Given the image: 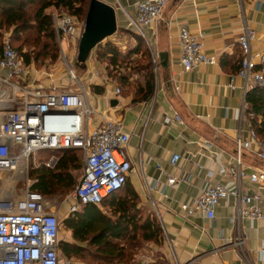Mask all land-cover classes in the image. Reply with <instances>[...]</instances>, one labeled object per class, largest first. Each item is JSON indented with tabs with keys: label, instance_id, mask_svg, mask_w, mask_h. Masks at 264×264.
Segmentation results:
<instances>
[{
	"label": "crops",
	"instance_id": "0c3cea01",
	"mask_svg": "<svg viewBox=\"0 0 264 264\" xmlns=\"http://www.w3.org/2000/svg\"><path fill=\"white\" fill-rule=\"evenodd\" d=\"M102 1L116 11L118 29L109 40L118 43L122 50L127 44L133 47L136 40L127 23L129 17L136 16L135 4L139 0ZM263 21L264 0H243L240 6L236 0H170L163 9L162 20L154 28L143 30L155 58L154 89L148 98L135 90L116 94L118 84L108 77L103 62L95 57V49L83 64L87 98L97 112L91 123H100L103 116L118 119L132 133L126 147L132 173L126 184L138 196V208L154 215L164 236L162 247L150 248L149 252L157 256L140 255L137 264L144 257L149 259L148 264H185L191 260L196 264H264V193L260 202L263 218L243 220L235 226L230 222V217L236 215L231 197L215 208L212 220L201 215L183 219L179 209L180 204L189 203L200 189L207 188L208 182H220L228 189L237 187L224 172V166L233 161L238 131L248 137L247 123L239 117L244 93L243 80L237 76V38L246 23L256 31L251 49H264ZM181 26L200 37L205 54L214 56L215 64L183 70L178 45ZM162 54L167 56L166 67L161 65ZM32 76L37 83L48 86V81L33 71ZM61 85L64 88L69 83ZM92 85L101 91H94ZM226 86L232 88L224 90ZM112 101L116 104L112 105ZM174 113L182 123L173 120ZM204 140L209 143L208 152L201 153L199 141ZM173 154L181 157L174 168L169 165ZM243 163L249 171L263 168L255 146L244 151ZM207 169L213 171L210 179ZM167 173L188 177V182L168 186ZM239 188L247 195L257 192L247 179L241 181ZM237 237L242 240L240 248L224 243Z\"/></svg>",
	"mask_w": 264,
	"mask_h": 264
},
{
	"label": "built area",
	"instance_id": "2783aa9c",
	"mask_svg": "<svg viewBox=\"0 0 264 264\" xmlns=\"http://www.w3.org/2000/svg\"><path fill=\"white\" fill-rule=\"evenodd\" d=\"M170 0H139L137 14L129 17L127 28L139 34L147 44L155 65L149 43L144 35L146 27L154 28L162 20L164 7ZM242 5L243 0H236ZM55 38L61 47L70 82L60 89L57 85L45 87L37 83L32 69L12 46L9 35L1 40L0 50V264H61L58 251L60 221L45 198L31 190L29 172L32 160L46 152L74 149L81 155L82 177L69 194L71 204L68 215L74 214L82 206L90 205L98 209L103 201L119 191L132 173L131 162L126 154L131 132L118 119L103 116L100 123L93 125L96 110L87 98L84 84L74 72V65L66 54L65 43L79 40L83 31L78 19L68 13L54 12L51 15ZM264 30V21L262 23ZM256 39V31L246 23L242 24L237 38L240 59L237 76L243 80L244 97L239 108V117L248 126V137L238 131L235 138L233 161L228 162L225 174L236 186L228 189L220 182H208L207 188L200 189L189 202L180 204L183 219L204 216L212 220L215 208L228 197L234 201L236 215L230 217L235 226L240 221H259L263 218L260 202L264 193V139L257 136L251 119L255 116L246 100V94L254 87L264 88V49L253 51L251 42ZM180 52L179 65L188 71L202 64H215L216 58L204 52L199 36L181 26L178 32ZM76 60V55H74ZM154 73H156L154 71ZM232 88L226 86L224 90ZM115 93L121 92L118 86ZM173 120L182 123L177 113ZM256 147V155L262 169L249 171L243 163L244 151ZM209 143L199 141V151L208 152ZM181 157L173 154L169 160L176 167ZM57 162L51 157L43 162L53 168ZM156 168L160 169L159 164ZM207 178L213 171L207 169ZM166 184L174 186L186 184L188 177L166 174ZM247 179L257 189L247 195L240 191V183ZM22 185L20 189L19 186ZM226 244L240 248L242 240L228 238ZM144 257L138 264H148ZM68 264V262H65ZM175 264H179L175 262ZM185 264H196L191 260Z\"/></svg>",
	"mask_w": 264,
	"mask_h": 264
},
{
	"label": "trees",
	"instance_id": "16d2710c",
	"mask_svg": "<svg viewBox=\"0 0 264 264\" xmlns=\"http://www.w3.org/2000/svg\"><path fill=\"white\" fill-rule=\"evenodd\" d=\"M89 2L0 0V29L12 28V46L25 63H30V53L35 61L40 58L55 59V33L51 15L46 10L63 9L83 20ZM129 32L136 40L133 47L122 50L118 43L107 40L95 48V57L105 62L106 68H110L107 73L110 79L115 80L123 89H134L141 97L148 98L154 89L152 56L144 39L137 33ZM24 46L30 49L29 53H21ZM122 70L138 75L141 79L132 81L131 76ZM92 88L96 92L101 91L98 86L92 85ZM246 100L255 114L251 119L255 132L259 138L264 139V88L254 87L249 90ZM56 157L57 162L53 168L39 164L29 172L33 182L31 190L44 198L69 195L77 184V177L72 172L83 167L81 155L74 149L56 152ZM138 205V196L125 184L103 201L101 209L82 206L62 222L63 228L70 233L71 242L59 241L60 255L66 261L84 259L87 254H92L95 264H135L138 253L149 245L162 247L164 236L160 224L154 215L145 214Z\"/></svg>",
	"mask_w": 264,
	"mask_h": 264
},
{
	"label": "rangeland",
	"instance_id": "374dc122",
	"mask_svg": "<svg viewBox=\"0 0 264 264\" xmlns=\"http://www.w3.org/2000/svg\"><path fill=\"white\" fill-rule=\"evenodd\" d=\"M57 12V13H66L65 10L63 9H48L46 10V13H48L49 15H52V13ZM78 21L80 23V25H82L84 23V19H79ZM11 31L12 28H5L2 27L0 29V39L2 40V37L4 35H11ZM120 32H117V35H119ZM56 40V45H57V56L55 59H50V58H40L38 61L33 60L32 58V54L31 58H30V63H28L32 69V71L34 72V74H36L37 77H39L41 80L46 79L47 82V87H52L55 84H59V88L62 87L61 83H69L71 80L69 78V74H68V70L66 67V64L63 60V58L61 57V47L59 45V42L57 40V38H55ZM73 41H69V43H71ZM16 43V42H15ZM14 43V44H15ZM130 43V42H129ZM73 45H68V42L65 43L64 49L66 50V54L69 57V59L71 60L72 64L74 65V72L77 75V77L80 79V81L82 83L85 82L84 79V72H83V64L85 62H80L74 59V53H76L75 55H77V45H78V40L75 43H72ZM16 45H18L16 43ZM131 44H127L125 45V48L123 49H128L130 48ZM29 53L30 49L27 46H24L22 48L21 53ZM104 67H105V72L108 73V70L110 68H106V63L103 62ZM35 70V71H34ZM110 71V70H109ZM123 72H126L127 74H129L131 76L132 81H134V79H141L140 76L138 75H132L131 73H128L127 70H122ZM56 80L58 82H56ZM136 81V80H135ZM41 84V82H39ZM43 86H45L44 84H42ZM119 85V84H118ZM46 87V86H45ZM120 90L122 92H127L130 93L132 90L134 89H127V88H122L120 85ZM65 88V87H64ZM63 89V88H60ZM53 153V155H52ZM56 157V152H46L44 154H40L38 156H36V161L32 160L30 163L31 167H35L38 166L39 164H42L43 162H47L51 157ZM57 158V157H56ZM73 175H75L77 177V184L80 181L81 177H82V170L81 169H76L75 171L72 172ZM30 179V178H29ZM31 180V179H30ZM32 181V180H31ZM76 184V185H77ZM19 188H22V185L19 186ZM45 201L52 207L53 212L55 213V215L59 218L60 221V231H59V241L63 240L66 242H71V237H70V233L67 232L64 228H63V220L66 219V217L68 216V210H69V206L71 204V200L69 198V195H54L52 197H46ZM149 247V248H148ZM147 248L143 249L140 253H138V260H136V263L140 260L141 257H139L140 255H149L151 257L153 256H157L156 253L153 254V252H149L150 248H152V245H149ZM61 256V255H60ZM92 254H87L86 257L83 259H71L70 261H66L62 256H61V264H65V262H68V264H95L94 261H92L91 258Z\"/></svg>",
	"mask_w": 264,
	"mask_h": 264
},
{
	"label": "water",
	"instance_id": "95a60500",
	"mask_svg": "<svg viewBox=\"0 0 264 264\" xmlns=\"http://www.w3.org/2000/svg\"><path fill=\"white\" fill-rule=\"evenodd\" d=\"M117 20L115 8L102 1L90 0L81 36L78 40L76 58L80 62H85L90 53L102 42L107 41L117 31ZM161 65L168 64L167 56L160 55ZM112 101V105H115Z\"/></svg>",
	"mask_w": 264,
	"mask_h": 264
}]
</instances>
